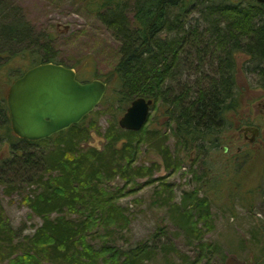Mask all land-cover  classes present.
Here are the masks:
<instances>
[{
    "label": "trees",
    "instance_id": "16d2710c",
    "mask_svg": "<svg viewBox=\"0 0 264 264\" xmlns=\"http://www.w3.org/2000/svg\"><path fill=\"white\" fill-rule=\"evenodd\" d=\"M133 1L132 15L130 0L84 3L120 43L118 61L107 73L105 82L116 88L123 110L140 96L153 99L154 106L160 101L175 122L180 148L224 152L228 115L239 107L240 101L238 54L244 53L255 61L254 70L264 89V4L257 0ZM194 10L200 11L202 17L197 23L188 22ZM7 22L0 23V151H4L0 157V176L7 174L12 176L10 179H18L14 186L35 185L24 201L43 222L33 234L16 242L14 230L0 212V257L5 252L10 257L20 249L23 264H148L161 253L168 257L177 251L173 246L148 241L129 249L108 242L96 247L91 242L95 232L104 229L107 235L129 224L130 218L117 200L128 193L125 188L135 184L136 177L155 171L151 167L133 166L137 152L134 138L144 130L118 128L120 131L107 135L109 143L104 150L85 146L84 141L89 139L85 127L89 114L80 123L48 139L29 141L18 137L12 130L3 88L28 68L56 61L49 46L17 47L27 38L26 24L19 18ZM207 35L210 37L205 40ZM194 48L199 60L204 54H219L216 71L198 88L189 85L182 88L183 85L179 91L170 84L167 86L170 82H182L181 60L184 53L190 54ZM41 49L45 52L40 53ZM154 131L156 135L157 128ZM164 148L166 167H177L179 163L170 146ZM117 176L125 180L124 187L115 191L104 187L105 181ZM156 180L160 179H148L142 184ZM210 215L208 200L194 199L190 193L184 198V210L178 219L189 237L202 240L204 230L199 223ZM200 246L197 259L180 264H198L202 254L213 248L203 241Z\"/></svg>",
    "mask_w": 264,
    "mask_h": 264
},
{
    "label": "rangeland",
    "instance_id": "374dc122",
    "mask_svg": "<svg viewBox=\"0 0 264 264\" xmlns=\"http://www.w3.org/2000/svg\"><path fill=\"white\" fill-rule=\"evenodd\" d=\"M86 1L0 0V23L21 19L26 24L27 38L17 47L45 49L49 46L54 53L53 60L73 67L81 81L94 78L105 81L107 73L118 61L120 43L96 13L87 9ZM133 4L130 0V15ZM200 17L202 13L194 10L188 22L197 23ZM43 49L40 53L45 52ZM190 51V54L184 53L181 60L182 82H170L167 86L170 84L179 91L187 85L198 88L216 71L219 54H204L199 60L196 49ZM255 65L248 55H237L240 101L239 107L230 111L228 127L223 134L227 151L198 152L180 148L174 120L165 113L160 101L152 107L144 131L134 138L137 152L133 166L151 167L155 171L136 177V183L125 188L128 193L117 201L125 208L130 222L107 235L104 229L93 233L90 240L96 247L106 242L122 249L144 241L159 246L165 244L177 251L168 257L161 253L148 264H180L197 259L203 241L211 243L213 248L202 254L198 264H264V89L260 85L261 77L254 70ZM107 85L101 103L85 121L89 139L84 145L103 150L109 143L107 135L120 131L119 119L126 111L121 108L116 88ZM9 87L3 88L6 97ZM246 126L260 129L254 143L243 136L242 129ZM155 128L158 130L156 135ZM49 144L54 146L52 141ZM165 145L170 146L179 163L177 167H166L162 155ZM3 152L0 151V157ZM11 177L0 176V212L14 230L17 242L25 235L33 234L43 220L24 201L26 193L35 185L14 186L19 181ZM152 178L160 180L142 184ZM124 184L125 180L117 176L105 181L104 187L115 191ZM190 193L194 199L206 198L209 203L211 215L199 223L204 230L202 240L189 237L178 219L184 210V198ZM194 213L198 215L195 209ZM7 253L0 257V264H23L20 249L15 250L12 258Z\"/></svg>",
    "mask_w": 264,
    "mask_h": 264
},
{
    "label": "water",
    "instance_id": "95a60500",
    "mask_svg": "<svg viewBox=\"0 0 264 264\" xmlns=\"http://www.w3.org/2000/svg\"><path fill=\"white\" fill-rule=\"evenodd\" d=\"M264 4V0H257ZM107 82L94 78L82 82L73 67L43 62L28 68L9 87L7 104L13 132L22 139L41 141L80 123L101 103ZM153 99L144 96L132 100L119 119L125 130L140 131L147 123ZM242 131L259 134L256 126ZM228 147H224L227 151Z\"/></svg>",
    "mask_w": 264,
    "mask_h": 264
},
{
    "label": "flooded vegetation",
    "instance_id": "af4514ba",
    "mask_svg": "<svg viewBox=\"0 0 264 264\" xmlns=\"http://www.w3.org/2000/svg\"><path fill=\"white\" fill-rule=\"evenodd\" d=\"M78 76H79V75H78V72H77V78H78ZM79 80H80V79H79ZM80 81H81V80H80ZM82 82H87V81H82ZM6 100H7V98H6ZM7 105H8V104H7ZM153 106H154V105H153ZM153 106H152V107H153ZM8 110H9V108H8ZM9 114H10V113H9ZM259 132H260V129H259ZM243 133H244V132H243ZM258 135H259V134H258ZM258 135H257V136H258ZM243 136H244V138L246 139V141L249 140L250 143H254V142L256 141V139H257V136H256L255 139H254L253 141H251V139H252V132H250V131H249L247 134L244 133ZM239 150H240V149H239Z\"/></svg>",
    "mask_w": 264,
    "mask_h": 264
}]
</instances>
